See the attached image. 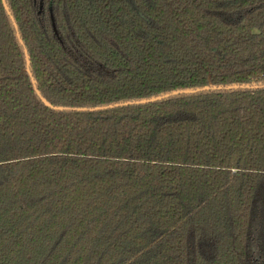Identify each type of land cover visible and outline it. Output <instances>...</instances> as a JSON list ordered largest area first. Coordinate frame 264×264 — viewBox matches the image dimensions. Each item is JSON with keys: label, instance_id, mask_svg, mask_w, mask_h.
<instances>
[{"label": "trees", "instance_id": "1", "mask_svg": "<svg viewBox=\"0 0 264 264\" xmlns=\"http://www.w3.org/2000/svg\"><path fill=\"white\" fill-rule=\"evenodd\" d=\"M0 264H264V0H0Z\"/></svg>", "mask_w": 264, "mask_h": 264}, {"label": "water", "instance_id": "2", "mask_svg": "<svg viewBox=\"0 0 264 264\" xmlns=\"http://www.w3.org/2000/svg\"><path fill=\"white\" fill-rule=\"evenodd\" d=\"M7 11H8V8L6 7ZM26 55H27V52H26ZM27 60H28V55H27ZM28 64H29V60H28ZM33 84H35L34 80H33ZM255 88V87H254ZM170 96L172 95H166V96H163V97H159V98H156V99H152V100H148V101H142V102H139V104H147V103H155V102H159L161 100H164V99H167L169 98ZM44 101V100H43ZM44 103L46 105H48L45 101ZM49 106V105H48ZM82 111H85V110H82Z\"/></svg>", "mask_w": 264, "mask_h": 264}]
</instances>
